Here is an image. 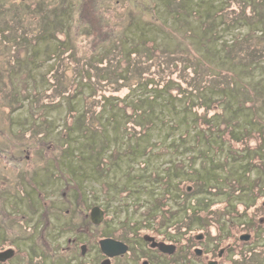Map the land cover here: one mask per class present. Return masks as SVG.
Instances as JSON below:
<instances>
[{"label": "rangeland", "instance_id": "obj_1", "mask_svg": "<svg viewBox=\"0 0 264 264\" xmlns=\"http://www.w3.org/2000/svg\"><path fill=\"white\" fill-rule=\"evenodd\" d=\"M263 11L264 0H0V239L29 226L30 243L38 235L43 240L37 247L43 262L52 253L53 264H69L76 255L59 250L74 236L91 242L80 229L87 230L84 214L94 204L105 215L100 224L90 223L91 234L159 232L184 246L201 232L207 258L217 255L212 244L217 251L244 229L251 232L242 208H250L257 224L264 219V194L249 206L255 202L251 188H264V152L257 150L262 159L252 160L249 171L241 169L250 160L245 153L233 162L216 134L211 147L193 135V115L183 112L184 103L173 106L169 97L151 100L150 94L155 87L167 89L168 78L175 79L172 95L200 83L209 97L206 108L197 109L201 130L213 112L220 115L213 126L223 133L228 124L264 127V25L256 20ZM187 59L196 70L184 68ZM219 92L221 105L214 101ZM132 109L150 111L138 121L150 119L152 111L157 116L143 138L130 136L138 116ZM185 130V144L196 152L182 154L171 142ZM143 140L146 149L148 141L161 145L144 157L136 153ZM246 141L259 146L253 134ZM104 147L102 159L96 158ZM18 155L26 161L20 166ZM179 159L188 173L190 167L197 171L172 191L162 179L127 175L139 174L142 160L145 172L163 175L167 163ZM5 161L16 168L9 179ZM210 202L213 215L199 221L186 211L193 206L206 212ZM263 232H254L241 253L223 263L264 264ZM58 235L66 239L57 242Z\"/></svg>", "mask_w": 264, "mask_h": 264}, {"label": "flooded vegetation", "instance_id": "obj_2", "mask_svg": "<svg viewBox=\"0 0 264 264\" xmlns=\"http://www.w3.org/2000/svg\"><path fill=\"white\" fill-rule=\"evenodd\" d=\"M18 156L20 157V161L17 165L20 166L26 161L21 158V155ZM5 166L6 170L4 175L6 179H9L10 176L7 173H9L11 169L16 168H14L13 164L9 161L7 163L5 161ZM258 192L260 195L264 194V188L263 191L259 189ZM262 206H264V201L262 202ZM86 209L83 219L85 224H83V226H85L87 230L80 229V234L86 233V236L90 238L91 242L88 243L83 235H79L78 237L74 236V239L70 241L69 247L64 250H59L61 253H65L66 256L71 251L76 255V257L68 259L69 264L75 260L77 262L76 264H224L223 259L226 256L229 255L232 257L231 253L240 254L242 245L252 239L246 241L240 239L241 235L249 233L245 230L240 233L238 240L233 239L226 247H220L217 251L214 249L215 245L212 244L211 249L213 248V252L215 251L217 255L213 256V254H211L207 258L206 255H208V253L205 251L208 245L206 243V238L203 240L204 235L198 239V235L195 234L194 242H187L190 244L183 246V243L179 245L180 243L177 244L170 241L167 234L158 232L134 234H123L124 232L119 234H101L99 232L98 234H91L90 223H93L90 219L88 206ZM261 220L262 222H260L261 227L259 230L264 229V219ZM247 223H249V220H247ZM23 231L26 233H23ZM29 231L30 228L27 226L25 229L23 228L21 233H14V236H5L0 239V254H2L0 256V264H53L55 255H52V253L46 257L44 262L42 261V256L40 252H37V247L42 246L43 240L38 235L33 243H30L26 235ZM60 235L66 236V233ZM60 235L57 236V242L66 239L64 236ZM60 237H63V239L60 240ZM105 239H113L122 242L126 245V249L119 252L108 250L106 245L101 243V241ZM216 241L217 239L215 242ZM203 242H205L207 246L202 247ZM191 243L192 249L189 248ZM239 243H241L240 247L237 246ZM161 244H173L176 248L174 250L164 249L161 248ZM249 245H252V242ZM45 246H47L46 243ZM196 249H200V252H197ZM247 252L249 251L247 250ZM248 258L249 256H247V259ZM47 260L48 263H46ZM229 263L231 264L233 262L230 261Z\"/></svg>", "mask_w": 264, "mask_h": 264}, {"label": "trees", "instance_id": "obj_3", "mask_svg": "<svg viewBox=\"0 0 264 264\" xmlns=\"http://www.w3.org/2000/svg\"><path fill=\"white\" fill-rule=\"evenodd\" d=\"M259 2H263V0H257V3L259 4ZM195 11V9H194ZM257 21L262 22V24L264 25V11L260 13V15H258V17L256 18ZM171 56H175L174 54H170ZM187 61H185L184 63V68L186 70L190 69V71L196 70L195 69V63L193 65L187 63ZM198 71V70H197ZM199 72V71H198ZM169 81V87L171 86L170 83L175 82V79H167ZM181 85H183V83H180ZM200 83L197 85V87L193 88V87H189V88H185L182 91H179L176 94H171L168 92V89H164L165 85L161 86L160 89L156 88L153 89L154 93L150 94V99L151 100H157V98H162V100L164 102H171V104L173 106H176V102H182L184 103L183 105V112L186 115H189V113H191L193 116L191 118V124L195 125L194 129V133L195 136L197 137V139L200 138H204L205 139V143L207 144V142H211L208 146H212L215 143V139L213 138L214 134H216L217 137V142H219L220 147L224 146L223 148L226 149V151L228 152V156L231 158V160L234 161H240V158L238 159V156H241L243 153L246 154V160H248L246 163H243L240 165L241 169H245L249 171V166H250V162L252 160H259L262 159L261 158V152H264V127L263 126H259L257 125V123H254L256 125V128H244V129H240L237 130L236 128H233L230 126V124H228L227 126L225 125L223 129H225V132L223 133L221 130H216L217 127H214L213 124H217V119L219 118L220 115H217L215 112H213L211 115H205V112L203 111L206 119L202 120V127L204 128L205 126H207L204 130H201L199 127H197V109H202V108H206V102L209 100V97H205V95L203 94V92L201 91L202 89L199 88ZM145 86H148V84H146ZM184 86V85H183ZM168 93V94H167ZM167 94V96H166ZM149 96V95H146ZM200 96V97H199ZM167 97H169V100L167 99ZM222 98V99H221ZM223 98H225L222 94H220V92L217 94V96L215 97L214 101L218 104H224L223 103ZM174 111H178L179 109H172ZM205 111H208L209 109H204ZM213 110V109H212ZM150 111H144L143 109H132V113H136L138 114V116L134 119H132V123H133V128L135 129L134 133L131 134L130 136L135 138H143L148 134V130L150 128L153 127L154 123L157 120V116L156 114L154 115V111L151 112L152 117L150 119H147L145 122H142L141 120L138 121L136 119H138V117H144L141 116L142 114H147ZM190 116V115H189ZM199 119H201V116L199 117ZM136 127H138L139 129H137L136 131ZM255 135V137L257 138V145L259 142V146L258 147H253L250 148L247 145V138H249L250 135ZM189 135V130H185L184 132L180 133L178 135L179 140L176 141H171L173 143V145H175L176 147L178 146V148L181 146L182 151L185 150L186 152H196L195 147L192 145L191 148H188V145H185L184 147L182 146V144L185 143V139L186 137H188ZM195 139V137H194ZM150 144V147L148 149H146V146L144 145V140L143 141H138L137 144V150L136 153L140 151V153L142 154V156L144 157H148L150 154H154V149L156 147H158L159 145H161L160 143H158V141H148ZM216 142V143H217ZM170 144V143H168ZM255 145V146H257ZM207 146V147H208ZM93 147H91L92 149ZM107 147H104L103 149H97V155L96 158H101L103 156V151L104 149H106ZM136 148V147H135ZM135 148L133 149V151L135 150ZM222 148V149H223ZM189 149H193L191 151H188ZM260 150V151H257ZM181 151V150H180ZM207 151V150H206ZM204 151V152H206ZM112 153V150L110 151L109 154ZM199 154H202L201 151L198 152ZM183 154V153H182ZM233 154V155H231ZM238 155V156H234V155ZM123 156H129L128 152L124 153ZM192 157L196 155L192 154ZM227 156V157H228ZM190 157V158H192ZM195 157H193V160L195 159ZM79 158H81V155H79ZM129 160H132L131 158H129ZM86 161V160H85ZM143 162V167L141 168V172H138L139 174L137 175H131L130 171L127 173V175H129L130 177H138V178H145L148 180H152V181H160V179L164 180L165 182V188L167 187V190L172 191L177 185V182H181L183 183L185 180H188V183L190 182L191 179H193V173L196 170L195 168L190 167V173H188V168L187 166L184 165V161H182L179 159L178 161L175 160H170L163 172V175L160 174V171H157L155 169V171H151L149 172H145L146 171V162L144 160L140 161ZM104 163V162H103ZM178 163V164H177ZM104 165H106V163H104ZM133 166H129V170H133ZM103 168H101L102 170ZM178 171L177 175H169V173H172L173 171ZM185 170H186V174H185ZM193 170V172L191 171ZM134 173V172H132ZM136 179V178H135ZM176 182V183H175ZM166 190V189H165ZM212 190V189H211ZM186 191V189H185ZM252 194L254 195V201L250 203L249 206H251V204L256 203V200L258 199V197L260 196V193L258 192V190L253 187L252 188ZM251 194V195H252ZM185 195H188V193L186 192ZM252 195V197H253ZM189 196V195H188ZM162 201L164 202V200L162 199ZM209 205V204H208ZM207 205V206H208ZM211 206H209L206 209V212H203L202 209L200 208H195L193 206H186V211L190 212V214H192L193 216H195L192 219H196V221H199L202 217L206 216V214L208 213L209 216H212L214 213V209L212 208L213 204H210ZM254 209L257 207V205L253 206ZM252 208V207H251ZM264 208V206H263ZM236 209V208H235ZM249 207L247 205H245L242 208V211H245L248 216H249V223L251 227L255 226L256 230H259V224L260 223H256L254 218L249 211ZM233 212V211H232ZM191 219V220H192ZM253 221V222H252ZM252 222V224H251ZM246 224V223H243ZM246 230V229H244ZM251 231L254 232V229L251 228ZM234 232V230H233ZM170 241L172 242H177V240L171 236L169 238ZM238 252V251H237Z\"/></svg>", "mask_w": 264, "mask_h": 264}, {"label": "water", "instance_id": "obj_4", "mask_svg": "<svg viewBox=\"0 0 264 264\" xmlns=\"http://www.w3.org/2000/svg\"><path fill=\"white\" fill-rule=\"evenodd\" d=\"M103 210L99 207V206H93L90 210V218L92 220L93 223L95 224H98L102 221L103 219ZM202 237L201 234H199L197 236L198 239H200ZM250 237L249 234H243L240 236V239L241 240H248ZM101 243L103 245H106L107 249L108 250H111V251H122V250H125L126 249V245L123 244L122 242H119V241H116V240H113V239H105V240H102ZM161 248H164V249H170V250H174L175 249V246L172 245V244H161ZM197 252H200V249H196ZM2 254H0L1 256Z\"/></svg>", "mask_w": 264, "mask_h": 264}]
</instances>
